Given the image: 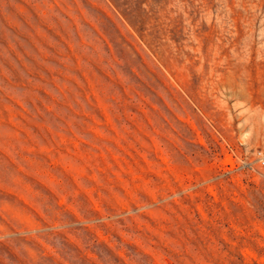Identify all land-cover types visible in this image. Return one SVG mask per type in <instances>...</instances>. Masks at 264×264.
<instances>
[{"label":"rangeland","instance_id":"1","mask_svg":"<svg viewBox=\"0 0 264 264\" xmlns=\"http://www.w3.org/2000/svg\"><path fill=\"white\" fill-rule=\"evenodd\" d=\"M264 0H0V264H264Z\"/></svg>","mask_w":264,"mask_h":264},{"label":"built area","instance_id":"2","mask_svg":"<svg viewBox=\"0 0 264 264\" xmlns=\"http://www.w3.org/2000/svg\"><path fill=\"white\" fill-rule=\"evenodd\" d=\"M260 160H261V163L264 165V159L261 157Z\"/></svg>","mask_w":264,"mask_h":264}]
</instances>
